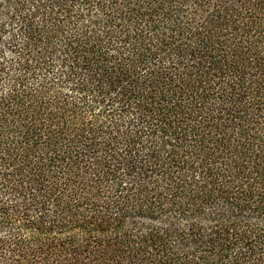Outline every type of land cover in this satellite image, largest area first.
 Wrapping results in <instances>:
<instances>
[{
	"label": "trees",
	"instance_id": "16d2710c",
	"mask_svg": "<svg viewBox=\"0 0 264 264\" xmlns=\"http://www.w3.org/2000/svg\"><path fill=\"white\" fill-rule=\"evenodd\" d=\"M0 264H264V0H0Z\"/></svg>",
	"mask_w": 264,
	"mask_h": 264
}]
</instances>
